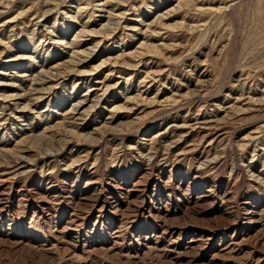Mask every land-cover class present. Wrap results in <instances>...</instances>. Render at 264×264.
I'll return each mask as SVG.
<instances>
[{
  "label": "rangeland",
  "instance_id": "374dc122",
  "mask_svg": "<svg viewBox=\"0 0 264 264\" xmlns=\"http://www.w3.org/2000/svg\"><path fill=\"white\" fill-rule=\"evenodd\" d=\"M0 264H264V0H0Z\"/></svg>",
  "mask_w": 264,
  "mask_h": 264
},
{
  "label": "bare ground",
  "instance_id": "6f19581e",
  "mask_svg": "<svg viewBox=\"0 0 264 264\" xmlns=\"http://www.w3.org/2000/svg\"><path fill=\"white\" fill-rule=\"evenodd\" d=\"M182 6V5H181ZM179 7H180V5H179ZM181 8V7H180ZM171 10H173V8L171 9ZM170 10V11H171ZM161 16V14L159 15V17ZM113 28V27H112ZM110 29V28H109ZM46 76V75H45ZM47 78H48V80H53V79H55V78H62L63 76H62V73L61 72H56L55 74H51V76H46ZM40 80H42V79H40Z\"/></svg>",
  "mask_w": 264,
  "mask_h": 264
}]
</instances>
